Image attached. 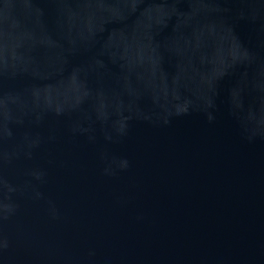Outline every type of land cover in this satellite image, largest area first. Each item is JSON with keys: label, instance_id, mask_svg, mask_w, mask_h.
Listing matches in <instances>:
<instances>
[{"label": "water", "instance_id": "95a60500", "mask_svg": "<svg viewBox=\"0 0 264 264\" xmlns=\"http://www.w3.org/2000/svg\"><path fill=\"white\" fill-rule=\"evenodd\" d=\"M0 264H264V0H0Z\"/></svg>", "mask_w": 264, "mask_h": 264}]
</instances>
